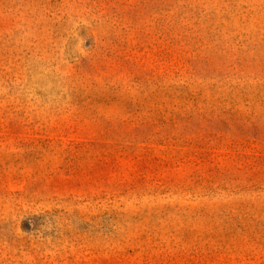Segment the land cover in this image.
I'll use <instances>...</instances> for the list:
<instances>
[{
	"label": "rangeland",
	"instance_id": "obj_1",
	"mask_svg": "<svg viewBox=\"0 0 264 264\" xmlns=\"http://www.w3.org/2000/svg\"><path fill=\"white\" fill-rule=\"evenodd\" d=\"M0 264H264V0H0Z\"/></svg>",
	"mask_w": 264,
	"mask_h": 264
}]
</instances>
